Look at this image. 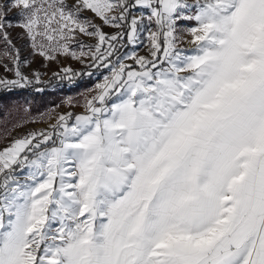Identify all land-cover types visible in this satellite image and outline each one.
<instances>
[{
  "label": "snow or ice",
  "instance_id": "obj_1",
  "mask_svg": "<svg viewBox=\"0 0 264 264\" xmlns=\"http://www.w3.org/2000/svg\"><path fill=\"white\" fill-rule=\"evenodd\" d=\"M13 28L109 75L0 149V264H264V0H0V92L41 84Z\"/></svg>",
  "mask_w": 264,
  "mask_h": 264
},
{
  "label": "rangeland",
  "instance_id": "obj_2",
  "mask_svg": "<svg viewBox=\"0 0 264 264\" xmlns=\"http://www.w3.org/2000/svg\"><path fill=\"white\" fill-rule=\"evenodd\" d=\"M10 15L15 16V12L11 13ZM83 15L92 19L94 23L100 25L108 34H112L117 31L116 29L103 26L102 22L91 12H85ZM146 37L147 32H144L141 37L143 41L142 43L137 44L135 47L132 45H126L125 47L120 48V50H122L121 54L135 51L140 56L149 55ZM10 38L13 42V45L15 46L13 54H15V51L19 52L21 70L29 78H33V74L39 72L41 75V84L53 83L55 85L59 81L69 80L59 78L60 76L64 75L62 72L63 68H71L74 73H84V68H89L91 70L88 72L95 74L94 79L97 78V75H101L100 79L97 80L95 84L102 83L103 77L105 75H109L108 69H105L104 72H101L103 68L97 69L94 67H86V64H91V61L87 60L85 61V64H82L79 60H74L70 57L64 56H58L57 60L53 61L44 60L43 57L33 53L31 42L19 28L10 29ZM78 40L84 45L95 44V40L93 38L83 35H79ZM127 46L129 47L125 49ZM8 47L9 46L6 45L2 39H0V53H3ZM72 48L77 52L81 50L79 45L75 43L72 45ZM83 50L86 52L88 49L85 47ZM8 62L11 64L10 60ZM125 63L131 64L132 61H125ZM0 75L7 76L9 79L15 78L12 73L5 72L2 67H0ZM95 84L88 88L76 89L72 91V93L67 95L63 101L59 102L57 105L49 108L43 113H38L36 115L31 114L30 106H25V104L21 102H14L13 104H10V116L5 119L0 118V121L5 125L3 128H0V148L4 143L22 138L29 133L50 131V125L55 124L60 115H67L68 113L74 114L76 111L83 110L86 98H90L95 94L93 91H90L94 88ZM40 89L43 91V88ZM4 108L5 107H3V105H0V110H3Z\"/></svg>",
  "mask_w": 264,
  "mask_h": 264
},
{
  "label": "trees",
  "instance_id": "obj_3",
  "mask_svg": "<svg viewBox=\"0 0 264 264\" xmlns=\"http://www.w3.org/2000/svg\"><path fill=\"white\" fill-rule=\"evenodd\" d=\"M127 46L125 49H127ZM121 53L122 50L119 49ZM114 59V58H113ZM91 69L84 68V71L88 72ZM105 69L101 72H104ZM84 72V73H85ZM95 74L91 76L79 75L74 77L72 80L59 81L57 84L47 83V84H33L23 89H14L11 92H0V105L5 107L0 110V118H7L10 116L9 107L10 104L14 102H21L25 106H30V111L32 115L38 113H43L51 107H54L59 102L72 93L76 89L88 88L96 83L100 79L101 75H97L94 79ZM72 84V85H70ZM37 88H43V91H37ZM2 120V119H1ZM5 125L0 121V128Z\"/></svg>",
  "mask_w": 264,
  "mask_h": 264
},
{
  "label": "crops",
  "instance_id": "obj_4",
  "mask_svg": "<svg viewBox=\"0 0 264 264\" xmlns=\"http://www.w3.org/2000/svg\"><path fill=\"white\" fill-rule=\"evenodd\" d=\"M185 25H186V26H190V25H189V22H185ZM184 39H185V41H187L188 39H190V37L185 36ZM182 47H184V48H189V47H191V46H190L189 44H187V43H184V44L182 45ZM84 112H85V108H84L83 110L76 111V112L73 114V116L83 114ZM11 142H12V141H11ZM11 142L9 141V142L4 143L0 149H3V148H5V147H7Z\"/></svg>",
  "mask_w": 264,
  "mask_h": 264
}]
</instances>
